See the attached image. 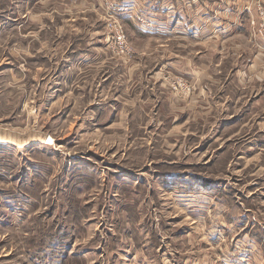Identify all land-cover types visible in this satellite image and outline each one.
<instances>
[{
	"label": "rangeland",
	"instance_id": "374dc122",
	"mask_svg": "<svg viewBox=\"0 0 264 264\" xmlns=\"http://www.w3.org/2000/svg\"><path fill=\"white\" fill-rule=\"evenodd\" d=\"M128 1L0 0V264H264V53L142 36Z\"/></svg>",
	"mask_w": 264,
	"mask_h": 264
},
{
	"label": "crops",
	"instance_id": "0c3cea01",
	"mask_svg": "<svg viewBox=\"0 0 264 264\" xmlns=\"http://www.w3.org/2000/svg\"><path fill=\"white\" fill-rule=\"evenodd\" d=\"M140 1L129 0L124 4L128 10L136 8L142 11L155 26L150 34L139 29L138 32L142 36L156 37L160 42L172 39L194 42L204 37L205 45L210 43L209 47H218L221 57L231 56L241 58L242 61H258L263 56L264 51L261 52V49H264V36L254 33L255 29L251 23L257 20L258 15L252 5L247 6L249 0H223L220 3L206 0H143L144 4L139 8ZM243 31H246V34H243ZM212 38L216 40L215 44ZM210 39L211 42H208ZM180 63L181 61L178 62ZM187 65L185 70L191 78L187 80L193 86L196 85L200 95L203 94L199 83L202 78L199 69H194L192 64ZM170 66L174 67L172 64ZM238 76L241 77V74Z\"/></svg>",
	"mask_w": 264,
	"mask_h": 264
},
{
	"label": "built area",
	"instance_id": "2783aa9c",
	"mask_svg": "<svg viewBox=\"0 0 264 264\" xmlns=\"http://www.w3.org/2000/svg\"><path fill=\"white\" fill-rule=\"evenodd\" d=\"M212 1H219V0H212ZM260 11L263 12L262 8L260 9ZM262 14H264V12ZM111 19L113 21L115 20L114 22L109 23V27L112 29V31H111V33H112V37H111L112 50L117 56L129 61L132 51L129 49L128 43H126L125 34H124L122 28L119 26V23L117 20L118 18L114 16V17H111ZM147 20H148V23H146ZM147 20L142 21L141 19H139V21L142 23L141 26H144L148 29L146 31L145 30H143V31L150 32V31H152L151 29H153L154 26H151L152 24H151L150 19L147 18ZM171 88H172V90H174L176 92L177 95L180 94V92L187 94V93H190L192 91L191 86L188 83H186L184 81V79L181 77L171 81Z\"/></svg>",
	"mask_w": 264,
	"mask_h": 264
},
{
	"label": "bare ground",
	"instance_id": "6f19581e",
	"mask_svg": "<svg viewBox=\"0 0 264 264\" xmlns=\"http://www.w3.org/2000/svg\"><path fill=\"white\" fill-rule=\"evenodd\" d=\"M4 145V144H3Z\"/></svg>",
	"mask_w": 264,
	"mask_h": 264
}]
</instances>
